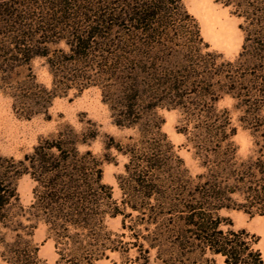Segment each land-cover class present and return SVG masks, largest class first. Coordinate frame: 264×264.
Segmentation results:
<instances>
[{"label": "trees", "instance_id": "16d2710c", "mask_svg": "<svg viewBox=\"0 0 264 264\" xmlns=\"http://www.w3.org/2000/svg\"><path fill=\"white\" fill-rule=\"evenodd\" d=\"M183 0H0V90L25 119L48 113L56 97L97 87L111 122L133 131L90 144L95 122L60 124L20 159L0 154V257L47 264L33 239L39 223L55 264H264L257 238L234 229L223 209L264 214V0H225L243 19L237 56L209 49ZM43 58L49 87L30 63ZM230 98L238 113L219 107ZM162 109L180 114L176 130L197 161L192 174L163 130ZM238 127L252 138L238 156ZM82 147V149H81ZM125 158L120 198L103 181L104 162ZM34 182L20 203L17 180ZM120 219L113 230L107 220ZM136 250L133 258L130 249Z\"/></svg>", "mask_w": 264, "mask_h": 264}, {"label": "rangeland", "instance_id": "374dc122", "mask_svg": "<svg viewBox=\"0 0 264 264\" xmlns=\"http://www.w3.org/2000/svg\"><path fill=\"white\" fill-rule=\"evenodd\" d=\"M225 0H183L182 3L187 11L193 15L200 27V33L209 49L221 53L225 59H233L237 56L243 41V32L239 25L243 19L233 13L232 6L224 5ZM30 67L35 74L37 81L49 87L51 85V75L43 58H34ZM233 101L226 97L219 101V107L232 109V118L236 120L238 113L232 108ZM48 113L50 119H45L39 115L31 119L17 116L11 105V99L0 90V154L7 157L20 159L24 154L30 152L40 137L47 136L55 131L60 124H70L79 130L84 122L91 120L96 123L99 130L98 137L91 142L89 148L97 155L103 152V142L108 141L106 135L115 139L124 138L133 133L131 130L119 129L111 122L110 112L106 104L101 100V94L97 87H89L80 94L70 92L66 96L53 99ZM159 114L164 118L163 130L175 145L178 154L183 158L185 165L192 174L198 173L197 161L193 158L192 151L185 145V137L178 133L176 125L180 114L177 110L162 109ZM238 146V156L246 158L252 149V138L249 132L238 127V132L234 137ZM82 149V147H81ZM115 155L113 161L104 162L103 181L113 190V198H120V190L117 187L116 175L122 172L125 158ZM34 182L28 175L21 176L16 182V188L20 203L23 206L29 205L32 200V188ZM220 214L232 220L234 229L244 228L257 238L255 248L259 249L264 260V227L259 226V220L263 215H249L237 209H223ZM107 225L113 230L120 227V219L112 218L107 220ZM47 229L43 223H39L34 231L33 239L39 244V256L47 264H55L57 254L53 241L46 238ZM134 248L130 249L128 257L136 255ZM214 262L202 264H223L221 256H214ZM112 260L120 261L117 254H112L110 259H102L96 264H113ZM0 264H4L0 257Z\"/></svg>", "mask_w": 264, "mask_h": 264}, {"label": "bare ground", "instance_id": "6f19581e", "mask_svg": "<svg viewBox=\"0 0 264 264\" xmlns=\"http://www.w3.org/2000/svg\"><path fill=\"white\" fill-rule=\"evenodd\" d=\"M258 222H259V226L264 227V218L260 219Z\"/></svg>", "mask_w": 264, "mask_h": 264}]
</instances>
